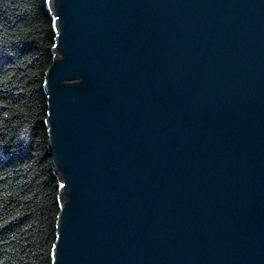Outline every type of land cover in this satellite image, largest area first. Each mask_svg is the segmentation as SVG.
<instances>
[{
    "label": "water",
    "instance_id": "95a60500",
    "mask_svg": "<svg viewBox=\"0 0 264 264\" xmlns=\"http://www.w3.org/2000/svg\"><path fill=\"white\" fill-rule=\"evenodd\" d=\"M53 264H264V0H49Z\"/></svg>",
    "mask_w": 264,
    "mask_h": 264
},
{
    "label": "trees",
    "instance_id": "16d2710c",
    "mask_svg": "<svg viewBox=\"0 0 264 264\" xmlns=\"http://www.w3.org/2000/svg\"><path fill=\"white\" fill-rule=\"evenodd\" d=\"M49 0H0V264H53L61 183L49 153Z\"/></svg>",
    "mask_w": 264,
    "mask_h": 264
}]
</instances>
